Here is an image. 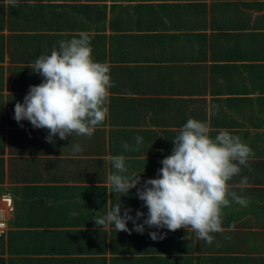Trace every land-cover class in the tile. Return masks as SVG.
I'll return each instance as SVG.
<instances>
[{
    "label": "crops",
    "instance_id": "obj_1",
    "mask_svg": "<svg viewBox=\"0 0 264 264\" xmlns=\"http://www.w3.org/2000/svg\"><path fill=\"white\" fill-rule=\"evenodd\" d=\"M80 32L90 36L93 58L110 66V114L91 138L47 143V130L27 120L21 127L14 107L42 82L29 66ZM189 118L252 148L251 171L231 182L249 205L224 210V232L211 245L184 229L96 226L97 211L116 201L108 156L128 157L142 182L156 178ZM136 136L140 150L124 152ZM77 143L84 151L74 154ZM135 192L123 204L147 214ZM2 193L14 209L0 235V264H264V0H19L16 7L0 0ZM149 231L167 236L153 240Z\"/></svg>",
    "mask_w": 264,
    "mask_h": 264
},
{
    "label": "clouds",
    "instance_id": "obj_2",
    "mask_svg": "<svg viewBox=\"0 0 264 264\" xmlns=\"http://www.w3.org/2000/svg\"><path fill=\"white\" fill-rule=\"evenodd\" d=\"M16 7L19 0H5ZM42 82L29 87L23 102H16L14 119L30 122L33 129H46L47 143L69 137L91 138L110 114V89L114 86L110 66L93 58L91 38L86 32L78 37L59 41L49 55H40L29 66ZM171 154L160 162L156 178L142 182V174L129 172L123 154L109 155L106 167L113 171L106 177L109 194L116 195L106 214L97 211L93 222L112 232L133 231L143 234L147 229H166L175 232L184 229L211 245L215 233L224 232L226 208L233 203L247 207L251 202L239 195L232 181L248 168L255 153L238 135L219 130L214 137L207 122L189 118L172 140ZM143 137L136 136L135 144L124 142V152H138ZM74 154L84 148L72 145ZM248 178L242 177L241 185ZM135 189L136 197L147 208V214L123 204L121 197ZM71 215L75 216L73 212ZM142 221V222H141ZM133 227L130 229L128 223ZM234 227V225H233ZM153 240H162L167 232L149 231Z\"/></svg>",
    "mask_w": 264,
    "mask_h": 264
},
{
    "label": "built area",
    "instance_id": "obj_3",
    "mask_svg": "<svg viewBox=\"0 0 264 264\" xmlns=\"http://www.w3.org/2000/svg\"><path fill=\"white\" fill-rule=\"evenodd\" d=\"M2 205H0V235L4 234L7 229V221L13 213V201L8 193L0 195Z\"/></svg>",
    "mask_w": 264,
    "mask_h": 264
}]
</instances>
